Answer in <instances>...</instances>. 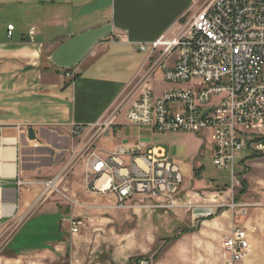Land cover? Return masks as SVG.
Returning a JSON list of instances; mask_svg holds the SVG:
<instances>
[{"label":"built area","instance_id":"built-area-1","mask_svg":"<svg viewBox=\"0 0 264 264\" xmlns=\"http://www.w3.org/2000/svg\"><path fill=\"white\" fill-rule=\"evenodd\" d=\"M178 24L171 37L165 34L150 45V56L155 52L158 56L148 76L159 71L160 82L187 87L159 96L152 88H144L126 111V121L163 135L186 132L209 137L213 166L228 173L233 187L239 186L237 163L254 155L264 156V135L259 133L264 129V0H208L185 23ZM15 29L14 25L7 26L8 39L13 38ZM33 35L31 29L30 37ZM147 48L139 46L141 51ZM67 78L73 79L74 75ZM117 117L118 113H114L89 129L72 126L71 135L79 141L78 149L72 151L52 180L22 178L18 164L20 142L16 137L1 136L0 227L12 226L5 224V212H13V222L16 213H20L21 189L41 187L35 206L59 191L81 161L89 177L88 189L114 195L119 209L130 207L138 197L154 201L150 206L153 209L180 206L183 174L164 148L153 146L144 153L139 147H120L108 155L102 154L98 140ZM233 127H241V135H234ZM6 147L15 150L14 159L9 162L15 167L12 175L3 172ZM236 208L240 209L241 218L248 216L247 205L233 203L232 209ZM234 221L235 217L230 233L223 239V263L245 264L252 251L249 231ZM68 226L70 233L76 235L86 223L72 217ZM137 264L153 263L143 258Z\"/></svg>","mask_w":264,"mask_h":264},{"label":"rangeland","instance_id":"rangeland-1","mask_svg":"<svg viewBox=\"0 0 264 264\" xmlns=\"http://www.w3.org/2000/svg\"><path fill=\"white\" fill-rule=\"evenodd\" d=\"M21 14L17 0H1L0 38L4 39L8 23L21 21ZM173 30L175 27L167 33L168 37L172 36ZM155 62L148 60L149 70ZM148 74L149 71L136 80L130 86L128 96L120 98L101 121L114 113L119 114L124 103L133 99L138 91L152 88L148 85ZM186 87L187 84L182 83H162L157 75L153 90L159 96L166 89ZM86 127L89 129L91 125ZM259 133L264 135V129ZM22 137L18 164L21 177L26 180H52L79 146L71 132L65 137L64 146L59 145L61 149L44 147L37 140H30L26 131ZM154 144L164 148L175 162L180 161L181 166H186L181 167L185 174L182 172L180 206L153 209L150 206L154 201L138 197L131 202L132 207L119 209L109 194H97L88 189L89 177L81 161L59 191L35 206L41 187L20 190L18 220L7 223L12 224L7 228L0 227V264H137L143 258L153 264H223V240L215 236L223 228L212 231L214 235L210 239H203V222L215 216L194 219V210L213 207L216 217L223 216L226 221H233L235 217L234 223L244 227V219L254 210L264 211V156L254 155L237 163L241 184L233 187L228 173L213 166L209 137L186 132L158 133ZM233 203L247 205L248 216L241 218L240 209H232ZM72 217L86 223L76 235L69 231L68 220ZM184 229L197 231L183 234ZM176 237L179 238L176 240ZM253 256L251 251L247 262Z\"/></svg>","mask_w":264,"mask_h":264},{"label":"crops","instance_id":"crops-1","mask_svg":"<svg viewBox=\"0 0 264 264\" xmlns=\"http://www.w3.org/2000/svg\"><path fill=\"white\" fill-rule=\"evenodd\" d=\"M207 1L17 0L23 18L17 24L8 23L16 28L11 40L8 25L4 39L0 38V138L16 137L21 145L23 132L33 129L40 145L61 149L59 145L69 137L72 126L97 123L120 98L128 96L130 86L149 71L148 60L153 63L158 56H150V45L192 17ZM106 24L113 25V35L71 70L73 79L49 62L58 45ZM140 45H146L147 50L141 51ZM157 75L161 79L159 71L149 79L152 89ZM139 93L124 103L110 130L98 140L103 155L119 147H139L146 153L156 146L158 133L131 125L125 118ZM176 163L185 174L181 168L185 165ZM209 216L215 217L203 222V239H210L212 231L223 228L215 234L223 240L231 231L232 221L216 217L210 206L194 210V219ZM243 225L249 231L254 253L245 264H264V211L254 210Z\"/></svg>","mask_w":264,"mask_h":264},{"label":"water","instance_id":"water-1","mask_svg":"<svg viewBox=\"0 0 264 264\" xmlns=\"http://www.w3.org/2000/svg\"><path fill=\"white\" fill-rule=\"evenodd\" d=\"M112 35V24H106L74 35L52 52L49 62L58 69H73L79 66L98 44ZM28 138L32 141L36 140L33 129L28 130Z\"/></svg>","mask_w":264,"mask_h":264},{"label":"bare ground","instance_id":"bare-ground-1","mask_svg":"<svg viewBox=\"0 0 264 264\" xmlns=\"http://www.w3.org/2000/svg\"><path fill=\"white\" fill-rule=\"evenodd\" d=\"M61 70H63V69H61ZM71 70L72 69L63 70L65 72L66 77L73 75V73H71ZM233 134L234 135H241V127H233ZM9 142H11V141H9ZM7 143L8 142H6V144ZM3 156H4V160L8 161V163L3 166L4 174H7V175L14 174L15 173V167L13 165H11L9 162L14 159L15 150L14 149H9L8 147H6V148L3 149ZM102 183L103 182L101 181L99 183V186ZM94 193L101 194V190H94ZM19 215H20V213H16L15 221L18 220ZM9 222H13V212H5V224H7Z\"/></svg>","mask_w":264,"mask_h":264},{"label":"trees","instance_id":"trees-1","mask_svg":"<svg viewBox=\"0 0 264 264\" xmlns=\"http://www.w3.org/2000/svg\"><path fill=\"white\" fill-rule=\"evenodd\" d=\"M199 170L196 172V175H198L199 173ZM197 230H192V229H184L183 230V234H187V233H194L196 232ZM179 237H176L175 239L177 240Z\"/></svg>","mask_w":264,"mask_h":264}]
</instances>
